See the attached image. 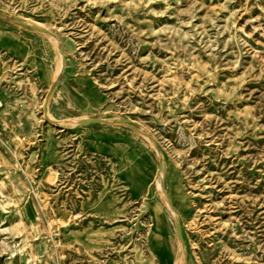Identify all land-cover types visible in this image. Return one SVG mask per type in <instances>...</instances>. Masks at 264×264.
Here are the masks:
<instances>
[{
  "label": "rangeland",
  "instance_id": "1",
  "mask_svg": "<svg viewBox=\"0 0 264 264\" xmlns=\"http://www.w3.org/2000/svg\"><path fill=\"white\" fill-rule=\"evenodd\" d=\"M177 222L264 264V0H0V264H174Z\"/></svg>",
  "mask_w": 264,
  "mask_h": 264
},
{
  "label": "water",
  "instance_id": "2",
  "mask_svg": "<svg viewBox=\"0 0 264 264\" xmlns=\"http://www.w3.org/2000/svg\"><path fill=\"white\" fill-rule=\"evenodd\" d=\"M10 21H12L13 23H16V24H21V22L17 21V20H14V19H10ZM58 51H59V54L61 56H63V51H62V48L59 46L58 47ZM64 64V59H62V65ZM45 106H46V103L44 105V111H45ZM102 120L101 119H81L79 121V125H86V124H92V123H101ZM161 168H162V163L159 162V165H158V172L161 171ZM161 190L162 187H161ZM164 191V190H163ZM167 204L172 208V205L169 201H167ZM175 231H176V236H177V239L181 242L182 244V238H181V229H180V225L179 223L177 222V224L175 225ZM183 246V244H182Z\"/></svg>",
  "mask_w": 264,
  "mask_h": 264
},
{
  "label": "bare ground",
  "instance_id": "3",
  "mask_svg": "<svg viewBox=\"0 0 264 264\" xmlns=\"http://www.w3.org/2000/svg\"><path fill=\"white\" fill-rule=\"evenodd\" d=\"M54 43L56 42L55 40H52ZM61 56V55H60ZM60 56L59 55H57V58H58V60H61V58H60ZM59 70V69H58ZM106 122V121H105ZM153 145V144H152ZM158 175H160V172L158 173ZM159 186V185H158ZM158 190L160 191L159 192V194H160V196L163 198V199H165L166 200V202L167 201H169L168 200V197H167V195L164 193V191L163 192H161V189H159V187H158ZM165 202V201H164ZM168 205V204H167ZM169 206V205H168ZM170 207V206H169ZM170 209H171V211H175L174 210V208H173V206H172V208L170 207ZM173 214V213H172ZM178 257L176 258V260H175V263L174 264H183V257H184V250H183V247H182V244H181V242L178 240Z\"/></svg>",
  "mask_w": 264,
  "mask_h": 264
}]
</instances>
